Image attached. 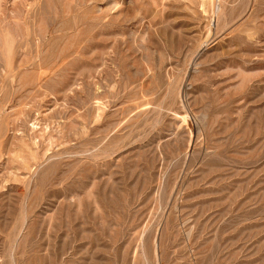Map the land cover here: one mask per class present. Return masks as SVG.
<instances>
[{"label":"rangeland","instance_id":"374dc122","mask_svg":"<svg viewBox=\"0 0 264 264\" xmlns=\"http://www.w3.org/2000/svg\"><path fill=\"white\" fill-rule=\"evenodd\" d=\"M0 264H264V0H0Z\"/></svg>","mask_w":264,"mask_h":264}]
</instances>
